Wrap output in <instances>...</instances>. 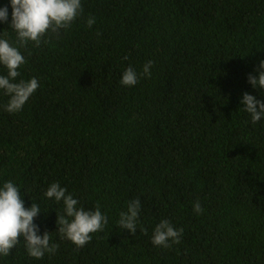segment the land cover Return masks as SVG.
Instances as JSON below:
<instances>
[{"label":"trees","instance_id":"16d2710c","mask_svg":"<svg viewBox=\"0 0 264 264\" xmlns=\"http://www.w3.org/2000/svg\"><path fill=\"white\" fill-rule=\"evenodd\" d=\"M82 5L68 29L21 49L18 79L39 87L22 111L0 107V182H16L25 206L32 198L45 212L61 210L43 197L59 182L109 223L77 248L50 209L36 223L55 252L34 259L21 238L0 264H264V122L246 124L240 108L264 59V0ZM148 60L151 77L120 84L125 68ZM7 100L0 93V106ZM135 198L145 231L132 235L113 224ZM161 219L183 229L180 243L153 246Z\"/></svg>","mask_w":264,"mask_h":264},{"label":"clouds","instance_id":"9594fccd","mask_svg":"<svg viewBox=\"0 0 264 264\" xmlns=\"http://www.w3.org/2000/svg\"><path fill=\"white\" fill-rule=\"evenodd\" d=\"M9 7L11 13H9ZM82 0H7L0 5V24H7L0 30V93L8 97L2 110L15 114L23 110L24 105L37 91L39 81L36 77L18 79L21 77L20 68L27 63L22 48L28 44L40 46L47 43L46 36L60 29H68L82 14ZM95 18L89 17L87 26L91 28ZM9 30L14 33V39L9 38ZM153 61L144 63L142 70L129 65L122 72L120 84L126 87L135 86L141 78L151 77ZM247 82L253 92L245 91L240 97V105L247 114L246 124L256 125L264 122V59L255 66L254 73H248ZM46 200L61 206L57 212V232L61 239L71 241L77 248L83 247L91 240V234L102 231L109 223V217L99 207L86 209L59 182L49 184L43 193ZM31 198V197H30ZM30 206H25V200L20 186L12 181L0 182V259L11 254L13 248L23 238L28 255L34 259H42L45 254L55 252L57 245L51 243L50 231L41 232L36 218L41 213L39 203L31 198ZM142 204L139 198L127 202L126 210L118 214L113 226L118 231L127 230L135 235L139 226ZM193 211L200 214L203 209L199 201L193 205ZM183 229L174 227L168 219H161L153 228L151 242L154 247L168 248L180 243Z\"/></svg>","mask_w":264,"mask_h":264}]
</instances>
